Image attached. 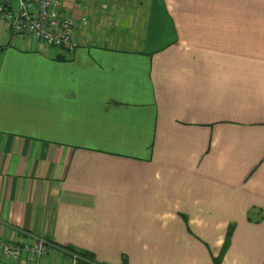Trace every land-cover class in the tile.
<instances>
[{"label":"crops","instance_id":"obj_1","mask_svg":"<svg viewBox=\"0 0 264 264\" xmlns=\"http://www.w3.org/2000/svg\"><path fill=\"white\" fill-rule=\"evenodd\" d=\"M60 10L86 19L69 57L0 20V237L46 238L39 264H264V0Z\"/></svg>","mask_w":264,"mask_h":264},{"label":"built area","instance_id":"obj_2","mask_svg":"<svg viewBox=\"0 0 264 264\" xmlns=\"http://www.w3.org/2000/svg\"><path fill=\"white\" fill-rule=\"evenodd\" d=\"M60 9L61 0H0V20L14 34L26 35L29 40L40 42L45 49L60 48L65 57H69L78 46L75 31L86 19L62 16ZM23 232L26 233L25 240L0 237V254L17 264H39L54 245L41 235ZM70 254L74 260L78 259L77 255ZM0 264L6 263L0 261Z\"/></svg>","mask_w":264,"mask_h":264},{"label":"trees","instance_id":"obj_3","mask_svg":"<svg viewBox=\"0 0 264 264\" xmlns=\"http://www.w3.org/2000/svg\"><path fill=\"white\" fill-rule=\"evenodd\" d=\"M64 250L67 252L73 253L78 256V260L81 261L83 264H96L93 259L92 253L83 250L78 249L72 246H65L63 247Z\"/></svg>","mask_w":264,"mask_h":264},{"label":"rangeland","instance_id":"obj_4","mask_svg":"<svg viewBox=\"0 0 264 264\" xmlns=\"http://www.w3.org/2000/svg\"><path fill=\"white\" fill-rule=\"evenodd\" d=\"M48 48H50V49H52V48H54V46H51V47H48ZM55 48H57V47H55ZM69 259L68 258H64V263H65V261H68Z\"/></svg>","mask_w":264,"mask_h":264}]
</instances>
